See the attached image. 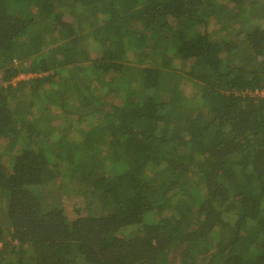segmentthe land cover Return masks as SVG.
<instances>
[{
    "label": "trees",
    "instance_id": "16d2710c",
    "mask_svg": "<svg viewBox=\"0 0 264 264\" xmlns=\"http://www.w3.org/2000/svg\"><path fill=\"white\" fill-rule=\"evenodd\" d=\"M0 198V264H264V0H0Z\"/></svg>",
    "mask_w": 264,
    "mask_h": 264
},
{
    "label": "rangeland",
    "instance_id": "374dc122",
    "mask_svg": "<svg viewBox=\"0 0 264 264\" xmlns=\"http://www.w3.org/2000/svg\"><path fill=\"white\" fill-rule=\"evenodd\" d=\"M180 67V66H179ZM179 69H181V68H179ZM24 77H27V75H20L18 78L19 79H21V78H24ZM184 85V84H183ZM185 87H184V89H186V92L187 91H190L189 89H190V85H188V84H185L184 85ZM79 111L81 112V113H84V112H88V114L85 116V117H88V118H93V119H97V112H96V109L93 107V108H90V109H82V108H80L79 109ZM0 203H1V198H0ZM2 216V213H0V217ZM7 232V231H6Z\"/></svg>",
    "mask_w": 264,
    "mask_h": 264
}]
</instances>
